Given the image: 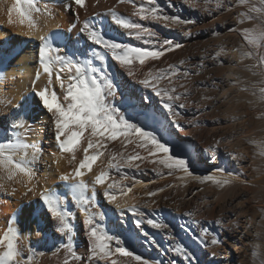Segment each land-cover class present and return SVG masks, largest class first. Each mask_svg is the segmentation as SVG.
<instances>
[{"label": "bare ground", "instance_id": "obj_1", "mask_svg": "<svg viewBox=\"0 0 264 264\" xmlns=\"http://www.w3.org/2000/svg\"><path fill=\"white\" fill-rule=\"evenodd\" d=\"M47 2L53 8L54 17L40 18L39 29L31 37L23 34L26 29L7 24L5 11L7 5L0 4V69L6 70V78L0 80V122L7 123L15 114L23 112L24 106L28 105L27 121L34 125L38 133V135L32 134L28 142H37L43 152L42 158L32 165L35 177L31 182L21 175L8 180L7 173L0 170V236L9 227L17 228L22 233L17 243L24 258L31 255L32 264H63L67 252L63 250L64 245L59 242L65 238L55 231L56 221L51 218L46 209L42 208L40 199V192L47 188L64 193L66 204L74 213L71 223L74 225V239L78 246V254H85L86 237L83 215L75 207L64 182L59 179L60 175L71 173L73 169L67 158L60 160L58 164L54 163L51 153L57 151V147L49 116L33 98L32 86L35 73L39 71L38 37L40 35L56 34L54 44L69 53L76 49L83 52L88 47L85 43L86 37L78 34L76 30L71 33L67 31L69 25L75 22L74 14L79 11V27L84 20L114 8L122 16L153 27L161 38H171L184 45L180 49L167 52L160 60L148 61L145 66L134 65L137 78H143V73H146L148 69L167 68L168 65L179 66V62L184 60L186 63L180 66L181 70L187 68L193 73L199 70L200 75H192L188 80H181L180 83H185L190 93L207 92L211 85L208 80L216 74L215 69L218 68L215 66H221L219 83H214V100L205 101L214 111V121L207 130L210 143L195 140L188 148L183 146L176 135L181 129H177L171 122V118L159 103V98L152 95L150 90H145L135 83L134 78H129L126 74L120 75L123 70L109 58L108 67L111 71L118 73L117 82L124 94L123 97H117L116 104L134 119L138 118L146 123L149 130H155L158 135L168 140L178 152L180 149H186L193 156L199 155L202 162L196 165L195 175L215 172L214 165L238 174L234 184L218 189L211 184L202 185L193 179L177 180L166 175V169L144 162L139 169H122L129 177L143 182L136 184L133 192L128 194L129 203H135L146 216L168 222L174 237L195 253L194 259L198 258L199 264H262L264 262V155H261L260 144L264 141V102L259 100L258 88L257 95L252 94V85H258L260 77L253 76L245 70V66L254 61H241L240 51H238V49H248L240 31L254 26V22L247 20L243 24L238 23L239 13L247 11L246 8L238 6L237 0H224L225 6L231 7L232 10L221 14L216 10L215 0L208 5H205L204 0H190V6L184 5L183 0H173L177 7L172 8L170 12L185 18L191 17L197 20V24L186 27L172 25L165 27L152 21H139L138 17L131 15L134 11L131 4H120L118 0H86L87 11L74 7L71 10H65L57 6L65 4L66 0H47ZM135 2L139 5L143 0H135ZM160 3L165 5L167 0H160ZM205 7L209 11H205ZM103 19L108 27L109 37L135 47H149L142 41L127 37L115 25H110V17ZM233 27L237 30L229 31ZM185 31H190L191 35L186 36ZM214 32L219 35H213ZM78 37L80 42L75 43L73 47ZM221 45L230 54L225 58L219 57L218 61L213 60L212 57ZM201 61L204 64L203 69L199 68ZM207 64L210 66L208 74L205 73ZM45 83L46 78L42 74L41 79L36 81V85L42 87ZM242 88H249V91H242ZM178 91L183 92L184 89L178 88ZM146 94L152 95L150 102L141 101L140 98ZM127 98H131V104L127 102ZM190 98L182 101L186 103V109H178L182 112L178 121L182 126L187 124L183 116L184 111L194 105ZM145 113L149 116L146 121L143 119ZM8 135L12 136L13 133L9 132ZM181 135L187 137L188 133ZM0 140H3L2 136ZM217 141H220L218 145ZM212 146L217 148L215 161L208 159L213 156L211 151H207ZM131 148L130 145L128 150L131 151ZM120 150H122L120 141L109 144V151ZM141 154L144 153L141 152ZM230 154L237 159H230ZM78 155L81 154L78 153ZM103 159H107V155ZM103 166L105 165L98 161L93 172L98 173ZM251 169H261L262 174H251ZM113 175L116 179H120L115 173ZM84 179L89 183L86 195L91 196L93 173L86 174ZM122 183L132 185L133 181L128 179L123 180ZM170 185L173 187H169ZM29 188L33 190L28 191ZM159 188H164L165 191L149 199L147 193ZM103 191L104 188L96 186L97 209L107 211L103 223L112 232L118 233L122 239L127 240L129 250L151 260L168 261L172 258L170 254H160V250L167 248L170 243L163 233L148 229L159 241L160 247L150 245L142 236L137 235L135 223L131 225L130 222L135 221L136 217L127 213L120 218L115 206L107 204L104 200ZM133 196L136 197L135 200L131 199ZM145 203H149L151 207L144 208ZM185 212L195 213V219L207 227L213 235L222 238L223 243L220 246H198L191 235L193 231L198 233L199 228H194L192 218L183 215ZM249 215L251 216L249 220L244 219L245 221L241 222L242 218H247ZM217 220L223 222L222 226L215 223ZM38 228L40 235H37ZM54 244L55 247H53ZM29 249H32L31 253ZM113 259L117 260V264H136L131 257L115 255Z\"/></svg>", "mask_w": 264, "mask_h": 264}, {"label": "snow or ice", "instance_id": "obj_2", "mask_svg": "<svg viewBox=\"0 0 264 264\" xmlns=\"http://www.w3.org/2000/svg\"><path fill=\"white\" fill-rule=\"evenodd\" d=\"M212 2L213 0H204L205 5ZM118 3L131 4L134 9L131 15L138 17L139 21H152L165 27L169 25L186 27L197 24V20L191 17L185 18L180 14H172L170 10L177 7L173 0H167L165 5H161L160 0H143L139 5L135 0H118ZM0 4L7 5L5 9L7 24L26 29L23 34L29 37L39 29L40 18L54 17L53 8L47 0H0ZM183 4L190 6V0H183ZM215 4L216 10L221 14L232 10L231 7L225 6L224 0H215ZM237 4L247 10L239 13L238 23L243 24L246 20L254 22L253 27L243 28L240 31V35L248 46L247 50L238 49L240 59L254 61L246 65L245 70L253 76L260 77L259 84L252 85V94L257 95L258 88L259 100L264 102V0H237ZM57 6L65 10H71L74 7L87 11L86 0H66L65 4ZM205 11L209 9L205 7ZM104 17H110L109 24L122 30L127 37L142 41L149 47H135L109 37ZM74 21L67 31L71 33L76 30L78 34H83L88 47L83 52L76 49L69 53L54 44L56 34L40 35L38 37L39 71L35 73L32 86L33 98L49 116L57 147V151L51 153L54 163L58 164L60 160L67 158L72 166V172L60 175L59 179L64 182L75 207L83 215L85 226V254L80 255L74 239V225L71 223L74 213L67 206L64 193L47 188L40 192L42 208L46 209L51 218L56 221L55 231L65 238L59 242L64 245L63 250L67 252L63 264H117V260L113 259L115 255L131 257L136 264H199L198 258L194 259L195 253L174 237L168 222L146 216L135 203H129L128 194L133 192L136 184L143 182L129 177L122 169H139L142 163L149 162L166 169V175L177 180L193 179L202 185L211 184L218 189L234 184L238 174L214 165L215 172L195 175L196 165L202 162L199 155L193 156L186 149H180L178 152L168 140L158 135L155 130H149L146 123L138 118L134 119L116 104L117 97H123L124 94L117 82L118 73L109 69L108 60L110 58L119 69L123 70L120 75L126 74L129 78H134L135 83L145 90H150L152 95L159 98V103L177 129L183 127L178 122L182 116V112L178 109H186L187 105L182 101L190 95L187 85L180 81H186L192 75H200V71L193 73L187 68L181 70L180 66L186 63L181 60L179 66L168 65L167 68L148 69L146 73H143V78H137L134 65L145 66L148 61L160 60L167 52L180 49L184 45L171 38H161L153 27L122 16L114 8L84 20L79 27L80 15L77 11L74 14ZM236 30L235 27L229 29V31ZM184 34L191 35L190 31H185ZM213 35H219V33L214 32ZM79 42L78 37L73 47ZM226 54V48L222 45L218 46V51L212 59L218 61L219 57ZM81 56L84 58L81 59ZM203 67V61H201L199 68L203 69ZM42 74L46 78V83L38 87L36 81L41 79ZM4 78H6V70L0 69V80ZM178 88L184 91L179 92ZM241 90L249 91V88ZM152 95L146 94L140 99L150 102ZM202 99L212 100L213 97L203 96ZM127 102L131 104V98H127ZM28 111L29 106L25 105L23 112L15 114L7 123L0 122V136L3 137V140H0V170L7 173L8 180L21 175L31 182L35 177L32 165L43 156L37 142H28L32 134L38 135L34 125L27 121ZM143 119L145 121L149 119L147 113L144 114ZM9 132L13 135L9 136ZM114 141H120L122 150L109 151V144ZM219 143L220 141L216 142L217 145ZM130 145L131 151L128 150ZM260 147L261 155H264V141L261 142ZM207 151L213 153V156L208 159L215 161L216 146H212ZM106 155L107 159H103ZM230 159L237 158L230 154ZM98 161L105 166L101 167L98 173H94L93 169ZM88 173L94 175V180L91 181V196L86 195L89 183L84 177ZM113 173L120 179H116ZM128 179H132V185L122 183L123 180ZM96 186L104 188L102 192L104 200L107 204L115 206L120 218L127 213L136 217L134 223L137 235L142 236L150 245L160 247L159 241L148 229L163 233L170 243L167 248L160 250V254H170L172 258L168 261L151 260L129 250L127 240L122 239L118 233L112 232L103 223L107 211L97 209ZM32 190V188L28 189V191ZM164 191V188H159L156 191H149L147 196L151 199ZM131 199L135 200L136 197L133 196ZM143 207L150 208L151 205L145 203ZM93 209L97 210L93 211ZM183 215L192 218L194 228H199L198 233L193 231L191 235L198 246H220L223 243L222 238L213 235L207 227L195 219V213L185 212ZM215 223L218 226L223 224L221 220ZM21 235L17 228L9 227L0 236V264H32L33 257L29 255L24 258L18 247L17 241ZM37 235H40L39 228ZM55 246L54 244L53 247ZM31 251L32 249H29L30 253Z\"/></svg>", "mask_w": 264, "mask_h": 264}, {"label": "rangeland", "instance_id": "obj_3", "mask_svg": "<svg viewBox=\"0 0 264 264\" xmlns=\"http://www.w3.org/2000/svg\"><path fill=\"white\" fill-rule=\"evenodd\" d=\"M228 54H230V52L227 50V54L222 55L221 58L227 57ZM206 66H205V73L208 74L210 66L208 64ZM216 67H218V68H216ZM220 67L221 66H219V65L215 66V68H216L215 73L216 74L213 75L212 78H210V80H208V81H210L211 85H210V88L207 92H204V91H203L204 93L203 92H195V93L192 92V93H190L191 95H189V97H191L190 99L193 100L194 105H192L189 108V110L184 111L183 116H184V120L187 122V124L184 125L182 128V129H184V131L181 129V131H180L181 133L178 132L176 134L177 138H178L177 140L179 142H181V144L183 146H185L186 148H188L190 143L194 142L195 140H197V141L199 140L202 143H210L209 138L207 136V130L209 129V126L211 125V123L214 121V114H213L214 111L209 108V105H207L209 103H206L205 102L206 100L202 99V97L203 96H210V97H213L212 100H214V83L215 84L219 83V78H220L219 76H221V70H220L221 68ZM206 77L207 76H205V78ZM214 78H215V81H214ZM211 79H213V80H211ZM210 101L211 100H207V102H210ZM186 116H187V118H186ZM191 123H193V124H191ZM186 130H188V131H186ZM185 132L188 133L187 137H183L181 135V134H184ZM261 172H262L261 169H251V174H254V175H260V174H262ZM250 217L251 216L249 215V217H247V218L246 217L242 218L241 222H243L245 220H249ZM130 223L133 226L134 221H131Z\"/></svg>", "mask_w": 264, "mask_h": 264}]
</instances>
